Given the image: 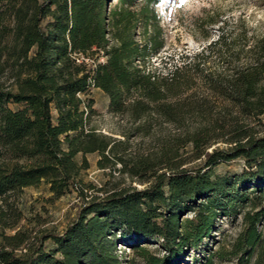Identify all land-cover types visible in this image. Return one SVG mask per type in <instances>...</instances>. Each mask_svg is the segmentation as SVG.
<instances>
[{
	"label": "trees",
	"instance_id": "16d2710c",
	"mask_svg": "<svg viewBox=\"0 0 264 264\" xmlns=\"http://www.w3.org/2000/svg\"><path fill=\"white\" fill-rule=\"evenodd\" d=\"M158 2L0 0V264H119L121 244L143 264H264V36L238 66L160 73L147 67L164 43ZM215 48L229 52L222 35L202 63ZM91 88L130 123L120 138L89 125L93 101L81 96ZM218 140L227 146L208 150ZM92 153L107 176L143 187L83 182ZM236 159L239 173L217 174ZM41 185L53 199L76 192L73 216L59 233L15 230V202ZM239 211L243 229L229 248L195 258L217 219Z\"/></svg>",
	"mask_w": 264,
	"mask_h": 264
},
{
	"label": "rangeland",
	"instance_id": "374dc122",
	"mask_svg": "<svg viewBox=\"0 0 264 264\" xmlns=\"http://www.w3.org/2000/svg\"><path fill=\"white\" fill-rule=\"evenodd\" d=\"M155 11L163 30L164 43L159 52L150 57L147 67L152 70L156 69L160 73H165L173 69L174 66H181L184 63L199 64L203 70L207 71L220 69L223 66H238L245 60V51L248 45L255 39L264 36V0H159ZM220 35L228 44L229 52L224 53L223 56V53L215 48L206 62L202 63L201 53H204V50L212 45ZM204 55H207V52ZM199 84V81L196 80V84L193 85L196 96L205 93ZM81 97L93 101L95 113L91 116L89 125L98 132L120 138L119 132L128 131L131 127L125 119L114 116L109 111L108 97L101 90L91 88L87 94ZM260 122L264 125V115L261 116ZM163 132H169L172 135H182L183 133L182 130L174 131L172 129H166ZM137 142L140 140L137 139ZM142 142L146 144L147 140ZM215 146L225 147L227 144L223 140H218L208 147V150ZM85 158L89 168L81 172L80 176L83 182L99 187L111 179L112 181H121L125 186L143 187L126 176L120 177L116 173L113 178L107 176L108 171L100 170L96 165L98 160L96 153L87 154ZM75 159L79 162L81 156L78 155ZM242 167V160L236 159L229 163H220L215 169L217 174L231 175L239 173ZM15 203L17 210L22 215L15 230L26 228L30 235H35L37 231L43 229L55 233L61 232L77 209L79 200L74 191L59 199H53L47 186L41 185L24 189ZM258 207H264V202H260ZM242 229L240 211L228 217H219L214 231L211 232L212 236L203 242L199 251L193 252V256L200 259L207 252H216L222 246L228 249L230 243ZM258 229L264 235V219ZM15 230L5 229L4 232L12 234ZM44 245L52 246L49 241H45ZM145 246L151 251L156 248L155 244H146ZM24 247H20L15 253L18 255L20 252H24ZM117 255L119 264H143L141 258L136 256L129 246L117 245ZM253 260L254 258L252 262ZM234 263V261L214 258V264Z\"/></svg>",
	"mask_w": 264,
	"mask_h": 264
}]
</instances>
